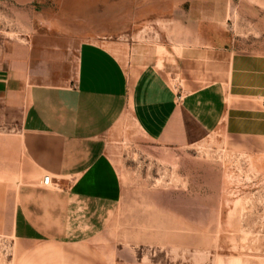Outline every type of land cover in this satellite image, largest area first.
<instances>
[{
  "label": "rangeland",
  "instance_id": "1",
  "mask_svg": "<svg viewBox=\"0 0 264 264\" xmlns=\"http://www.w3.org/2000/svg\"><path fill=\"white\" fill-rule=\"evenodd\" d=\"M83 41L104 44L135 73L190 45L264 53V0H0L5 225L19 180L34 173L21 140L30 87L64 81ZM106 142L121 181L115 217L94 240L108 264H264V138L197 131L170 145L127 119ZM6 230L0 262L12 264Z\"/></svg>",
  "mask_w": 264,
  "mask_h": 264
},
{
  "label": "crops",
  "instance_id": "2",
  "mask_svg": "<svg viewBox=\"0 0 264 264\" xmlns=\"http://www.w3.org/2000/svg\"><path fill=\"white\" fill-rule=\"evenodd\" d=\"M173 59L135 73L104 44L83 41L64 81L31 85L21 140L34 173L19 180L6 225L0 180V232L17 244L12 264H108L94 240L119 206L106 136L120 122L170 145L197 131L264 138V53L219 43L184 47ZM45 174L52 186H42Z\"/></svg>",
  "mask_w": 264,
  "mask_h": 264
},
{
  "label": "built area",
  "instance_id": "3",
  "mask_svg": "<svg viewBox=\"0 0 264 264\" xmlns=\"http://www.w3.org/2000/svg\"><path fill=\"white\" fill-rule=\"evenodd\" d=\"M178 98L179 99L181 98V94L178 95ZM53 183L54 182L52 181V176L50 174L43 175L42 180H41L42 186L49 187V186H52Z\"/></svg>",
  "mask_w": 264,
  "mask_h": 264
}]
</instances>
